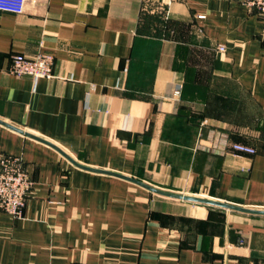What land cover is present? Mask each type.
Instances as JSON below:
<instances>
[{"label":"crops","instance_id":"obj_1","mask_svg":"<svg viewBox=\"0 0 264 264\" xmlns=\"http://www.w3.org/2000/svg\"><path fill=\"white\" fill-rule=\"evenodd\" d=\"M262 27L244 0H26L0 10V119L82 165L264 209ZM40 52L52 78L8 72ZM1 154L34 188L23 218L0 210V264H264V214L81 168L2 123Z\"/></svg>","mask_w":264,"mask_h":264},{"label":"built area","instance_id":"obj_2","mask_svg":"<svg viewBox=\"0 0 264 264\" xmlns=\"http://www.w3.org/2000/svg\"><path fill=\"white\" fill-rule=\"evenodd\" d=\"M245 4L259 14L263 27L261 38L264 41V0H244ZM26 0H0V10L21 14ZM224 50V46H219ZM55 58L52 53L40 52L34 56L16 53L12 55L8 72L16 76H30L33 79L52 78ZM34 181L28 172L21 155H0V210L14 219L24 217L28 199L33 191Z\"/></svg>","mask_w":264,"mask_h":264},{"label":"water","instance_id":"obj_3","mask_svg":"<svg viewBox=\"0 0 264 264\" xmlns=\"http://www.w3.org/2000/svg\"><path fill=\"white\" fill-rule=\"evenodd\" d=\"M0 123L16 130V131H19L21 133H24L30 137H33L35 139H38L40 141H43L53 147H55L56 149H58L66 158H68L71 162H73L75 165L81 167V168H84V169H87V170H90V171H95V172H101V173H107V174H112V175H116V176H119V177H122V178H125V179H129L131 181H134L144 187H146L147 189H149L150 191L152 192H155V193H158V194H161V195H165V196H168V197H173V198H178V199H183V200H189V201H194V202H200V203H205V204H209V205H215V206H220V207H223V208H226V209H230V210H234V211H240V212H244V213H250V214H264V209H253V208H248V207H242V206H239V205H234V204H230V203H226V202H222V201H217V200H213V199H207V198H202V197H196V196H191V195H183V194H179V193H172V192H169V191H164V190H161V189H158L156 187H152L146 183H143L139 180H136V179H133L131 177H128L126 175H123V174H119V173H115V172H112V171H107V170H102V169H96V168H93V167H89V166H85V165H82L80 163H78L75 159H73L70 155H68L64 150H62L60 147H58L57 145H55L54 143L46 140V139H43L37 135H34L28 131H25L23 130L22 128L18 127V126H15L11 123H8L2 119H0Z\"/></svg>","mask_w":264,"mask_h":264}]
</instances>
